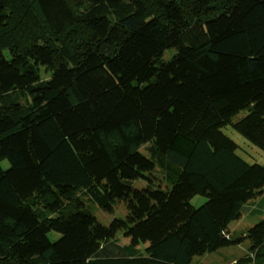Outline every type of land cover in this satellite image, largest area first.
Returning a JSON list of instances; mask_svg holds the SVG:
<instances>
[{
  "label": "trees",
  "instance_id": "16d2710c",
  "mask_svg": "<svg viewBox=\"0 0 264 264\" xmlns=\"http://www.w3.org/2000/svg\"><path fill=\"white\" fill-rule=\"evenodd\" d=\"M228 126L264 152V0H0V264H264Z\"/></svg>",
  "mask_w": 264,
  "mask_h": 264
},
{
  "label": "rangeland",
  "instance_id": "374dc122",
  "mask_svg": "<svg viewBox=\"0 0 264 264\" xmlns=\"http://www.w3.org/2000/svg\"><path fill=\"white\" fill-rule=\"evenodd\" d=\"M174 52L167 51L165 53V59H169ZM224 133L227 134L228 137H230L239 147L238 155L242 157L246 162L250 164L258 163L264 166V152H262L260 149L252 145L249 141H247L241 134H239L237 131H235L232 127L228 126L227 128L223 129ZM2 166L4 169L8 168V163L6 161H3ZM158 176L159 173H156L155 175H151V178L153 176ZM159 177V176H158ZM157 177V178H158ZM156 181V179L154 178ZM146 181L141 180L136 182V186L144 189L146 187ZM163 188H166V184H162ZM260 200H255L253 203L247 204L245 213V216L241 218L240 220L236 221L232 225V230H240L248 227H252L254 224H256L259 219L257 217H253L251 212L255 209V204H258ZM125 199H122L119 201L117 207H115L111 212H105L102 209L98 207L96 211H93V214L97 217L99 222L109 225L116 217L124 218L127 214L126 206H125ZM206 199L204 197H195L191 204L195 207H200L201 205L205 204ZM264 212V211H263ZM58 235L56 233H53L51 235V238L58 239ZM125 243L129 242V240L124 239ZM246 242L244 245L236 247V248H229L221 250L218 253L214 254H206L202 257H198L194 260L193 264H233L234 260L237 257L242 256L243 253L246 252Z\"/></svg>",
  "mask_w": 264,
  "mask_h": 264
}]
</instances>
